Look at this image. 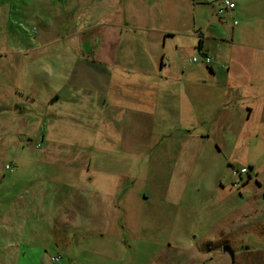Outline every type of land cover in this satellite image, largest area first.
<instances>
[{
	"label": "rangeland",
	"instance_id": "obj_1",
	"mask_svg": "<svg viewBox=\"0 0 264 264\" xmlns=\"http://www.w3.org/2000/svg\"><path fill=\"white\" fill-rule=\"evenodd\" d=\"M97 1L0 0V172L19 180L48 160L58 162L47 165L53 178L71 179L73 171L76 179L80 169L68 170L60 163L78 160L80 168L92 159L94 171L130 173L118 186L120 194L89 198L85 208L81 198L70 201L69 209L84 211L77 235L71 230L41 232L37 239L32 236L34 246L46 248L49 256L60 252L57 264H264V133L237 135L232 126L216 133L198 130L184 144L182 131L171 128L179 121L149 116L134 119L133 125L122 121L111 126L122 132L113 147L104 141L83 148L60 144L59 130L70 128L71 121L61 119L59 107L52 111L48 103H60L52 90L69 76L73 51L64 48L66 36L91 30ZM114 1H122L121 9L134 6L131 13L139 9L138 0ZM209 2L198 9L224 22L218 14L222 0ZM235 3L231 13L237 14L232 19L236 24L241 1ZM216 97L209 98L211 104ZM49 125L59 135L52 151L44 141ZM187 134L183 131L182 138ZM18 180L3 185L1 208L19 209L12 202ZM102 200L111 204V217L98 210ZM17 217H4L10 230L2 237L8 242L15 241L11 237L17 229L10 220L16 224ZM66 242L68 247H62ZM224 245L234 249V260ZM12 250L16 247H4L0 255L9 257Z\"/></svg>",
	"mask_w": 264,
	"mask_h": 264
},
{
	"label": "crops",
	"instance_id": "obj_2",
	"mask_svg": "<svg viewBox=\"0 0 264 264\" xmlns=\"http://www.w3.org/2000/svg\"><path fill=\"white\" fill-rule=\"evenodd\" d=\"M138 1V11L131 13L134 6L123 10L119 7L122 1L98 0L94 2L98 6L93 5L91 30L66 36L64 48L73 51L66 69L69 76L62 77L61 85L52 90L59 94L60 103H48L52 111L59 107L61 119L71 121L70 128L59 130L63 136L60 144L79 143L83 148L104 141L113 147L122 132L112 131L111 126L122 121L133 125L134 119L149 116L151 120L179 121L171 128L182 131L184 144L198 130L216 133L232 126L237 135L263 134L264 0H240L236 24L232 19L237 14L232 10H227L230 20L225 19L226 13L219 15L224 22L205 17L198 8L210 4L209 0ZM198 54L199 60L194 61ZM204 55L212 57L211 64L206 65ZM214 93L217 102L211 104ZM49 126L44 141L50 143L47 149L53 150L52 143L59 135L57 127ZM183 131L188 133L187 139L182 138ZM77 161L60 163L68 170L80 169L76 179L73 171L71 179L53 178L47 165L58 162L48 160L36 163L38 170L29 177H17L19 192L12 202L18 203L19 209L0 206V250H16L9 257L0 255V264H57L52 258L60 256L61 260V253L49 256L46 248L34 246L32 236L37 239L41 232L63 234L69 230L77 235L84 211L69 209L70 201L81 198L80 207L85 208L89 198L120 194L118 186L130 175L94 171L92 159L79 168ZM4 174L0 172V190L7 180L17 181ZM111 208L102 200L98 210L111 217ZM12 213L18 216L16 224L15 219L10 220L17 230L11 237L15 241L8 242L2 234L10 229L3 221Z\"/></svg>",
	"mask_w": 264,
	"mask_h": 264
},
{
	"label": "built area",
	"instance_id": "obj_3",
	"mask_svg": "<svg viewBox=\"0 0 264 264\" xmlns=\"http://www.w3.org/2000/svg\"><path fill=\"white\" fill-rule=\"evenodd\" d=\"M236 8V3L233 0H222L221 7L218 10V14L220 16H223L225 14V10H232ZM194 61L199 60L197 57L193 58ZM203 61L206 63V65L211 64L212 57L209 55H204ZM243 172H247V169H243ZM52 260L54 262H58L60 260V256L53 257Z\"/></svg>",
	"mask_w": 264,
	"mask_h": 264
},
{
	"label": "water",
	"instance_id": "obj_4",
	"mask_svg": "<svg viewBox=\"0 0 264 264\" xmlns=\"http://www.w3.org/2000/svg\"><path fill=\"white\" fill-rule=\"evenodd\" d=\"M224 251L228 252L231 255L232 260L235 259V251L233 248H231L230 246H224Z\"/></svg>",
	"mask_w": 264,
	"mask_h": 264
},
{
	"label": "trees",
	"instance_id": "obj_5",
	"mask_svg": "<svg viewBox=\"0 0 264 264\" xmlns=\"http://www.w3.org/2000/svg\"><path fill=\"white\" fill-rule=\"evenodd\" d=\"M199 48H202V45H200V47Z\"/></svg>",
	"mask_w": 264,
	"mask_h": 264
},
{
	"label": "flooded vegetation",
	"instance_id": "obj_6",
	"mask_svg": "<svg viewBox=\"0 0 264 264\" xmlns=\"http://www.w3.org/2000/svg\"><path fill=\"white\" fill-rule=\"evenodd\" d=\"M224 246H229V245H224ZM224 246H223V247H224Z\"/></svg>",
	"mask_w": 264,
	"mask_h": 264
}]
</instances>
